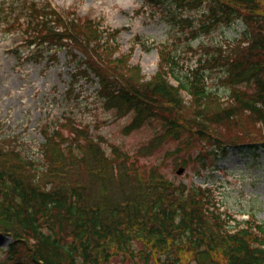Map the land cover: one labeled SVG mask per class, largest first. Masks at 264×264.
<instances>
[{
    "label": "trees",
    "instance_id": "1",
    "mask_svg": "<svg viewBox=\"0 0 264 264\" xmlns=\"http://www.w3.org/2000/svg\"><path fill=\"white\" fill-rule=\"evenodd\" d=\"M146 1L180 28L172 48L155 46L160 60L148 80L129 63L130 53L117 51L116 30L93 18L65 19L45 2L28 3L27 55L53 61L66 49L72 73L97 77L107 108L134 112L126 132L158 117L171 134L187 131V139L209 140L222 151L218 127L253 123L264 132V0ZM203 2L201 21L180 13ZM235 19L245 26L240 39L229 48L202 46L205 55L187 66L192 46H177ZM207 67L218 70L225 96L208 86ZM73 91L70 85L69 98ZM58 125L74 134L45 125L41 163L11 149L13 137L0 139V234L12 238L0 264H112L117 256L132 264H264V220L251 215L234 223L210 187L175 183L156 168L141 174L124 152L108 155L86 127L65 117Z\"/></svg>",
    "mask_w": 264,
    "mask_h": 264
},
{
    "label": "rangeland",
    "instance_id": "2",
    "mask_svg": "<svg viewBox=\"0 0 264 264\" xmlns=\"http://www.w3.org/2000/svg\"><path fill=\"white\" fill-rule=\"evenodd\" d=\"M30 1L0 0V19L12 21L16 16L18 21L13 29L9 28V32L5 24H0V134L15 136L12 144H7L11 149H15V144L25 149V153L36 155L37 147L43 141L42 128L49 124L56 125L64 137H71L74 134L71 127L58 125L64 121V117L68 122L82 127L90 124V138H94L109 155H112L114 147L127 153L128 161H134L141 174L145 175L149 169L156 168L175 183L211 186L221 207L237 220L252 214L264 220V132L258 125L237 123L236 126L215 129V133L222 136L225 152L213 150L211 146L214 143L209 140L187 139V131L171 134L165 121L158 117L126 132L125 128L132 121L134 112L117 116V110L106 108L102 98L96 94L97 83L88 78L80 79L75 71L72 73L74 59L68 56L66 49H59L57 60L51 62L47 58L37 61L34 60L36 55L24 54L29 50L24 42L25 35H28L24 22ZM37 2L50 3L65 19L88 17L97 19L102 26L116 28L117 51L125 53L130 49V62L140 66L144 80L157 69L158 59L152 45L155 41L173 45L180 29L170 27L167 11L158 9L146 0ZM207 6V3H202L191 9L185 8L180 13L200 21ZM261 8L264 9V5ZM243 30L244 24L239 20L228 25L218 24L208 32H201L196 39L184 40L185 44L177 47L187 48L186 42H189L192 49L184 59L188 60L187 66L193 65L205 54L202 46L213 47L225 43L239 37ZM144 44L147 50L143 49ZM17 51L20 56L16 54ZM206 69L208 86L219 95H226L228 91L226 86L219 83L216 67ZM70 85L74 87L73 98L66 94ZM190 131L193 133V130ZM256 143L259 146L253 147ZM37 158L40 159L39 156ZM179 168L183 169L181 173H177ZM10 242L8 235L0 234V258H4L1 249ZM138 262L155 264L154 260L150 263ZM112 264H132V261L117 256Z\"/></svg>",
    "mask_w": 264,
    "mask_h": 264
}]
</instances>
